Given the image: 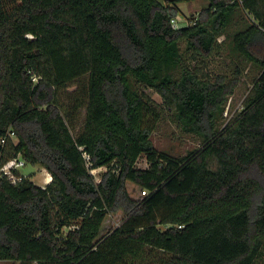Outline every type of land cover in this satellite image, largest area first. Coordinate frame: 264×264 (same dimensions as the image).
I'll list each match as a JSON object with an SVG mask.
<instances>
[{
    "label": "trees",
    "instance_id": "trees-1",
    "mask_svg": "<svg viewBox=\"0 0 264 264\" xmlns=\"http://www.w3.org/2000/svg\"><path fill=\"white\" fill-rule=\"evenodd\" d=\"M190 1L0 0V139L15 134L0 168L21 160L52 178L45 188L20 169L0 179V261L264 264V0H208L174 28ZM227 44L232 73L213 77L209 59ZM244 62L259 75L222 127ZM85 76L75 137L59 96ZM164 112L202 147L159 152L152 135ZM128 182L145 198L132 199ZM120 210L123 224L100 237Z\"/></svg>",
    "mask_w": 264,
    "mask_h": 264
},
{
    "label": "rangeland",
    "instance_id": "rangeland-1",
    "mask_svg": "<svg viewBox=\"0 0 264 264\" xmlns=\"http://www.w3.org/2000/svg\"><path fill=\"white\" fill-rule=\"evenodd\" d=\"M209 5L208 0H192L190 2H183L178 4L180 9V15L177 17L179 27L186 26L189 23H193L199 18L201 12H203ZM238 19L246 20V16H239ZM239 23L235 22L230 28L232 34L236 33L239 27ZM224 37H220V41H223ZM228 44L219 54H214L209 59L207 70L215 77L220 73L231 74L234 61L229 56L230 52ZM243 75L241 77V83L238 86L233 97L230 98L228 107L224 114V121L222 127L228 125L238 113L243 110V102L250 93L254 86L255 79L259 75V70L249 63H243ZM87 84L88 77L85 76L72 82L67 89H64L60 94V102L64 108L73 109V120L69 122L70 130L73 136L77 137L81 134L85 122V104L87 99ZM145 93L153 98L159 105L162 106V98L154 92L152 89L142 87ZM152 141L154 146L159 152L166 153L167 155L178 158L185 156L188 152L202 147L201 139L196 135L187 134L182 132L177 126V122L166 112L163 113V118L158 123L156 130L152 135ZM140 167H147V161L145 157L141 158L139 162ZM22 175L31 178L37 186L45 188L52 180L51 175L47 170L26 164L20 168ZM104 170L92 171L97 182L100 181L101 175ZM126 188L129 196L134 200H142L147 195L146 192L138 185L128 182ZM126 218L123 210L115 213H110L102 226L100 237H105L113 230L119 228ZM0 264H18L11 261H0Z\"/></svg>",
    "mask_w": 264,
    "mask_h": 264
},
{
    "label": "built area",
    "instance_id": "built-area-1",
    "mask_svg": "<svg viewBox=\"0 0 264 264\" xmlns=\"http://www.w3.org/2000/svg\"><path fill=\"white\" fill-rule=\"evenodd\" d=\"M172 24L174 28L179 27L177 18L172 20ZM8 136L11 138H15V134L13 132H9L7 137L0 139V160L3 157V149L6 145ZM24 166H25V163L21 160H14L13 162H10L8 165L0 168V179L4 177L9 178V179L14 178L15 177L14 170L20 169L21 167H24Z\"/></svg>",
    "mask_w": 264,
    "mask_h": 264
}]
</instances>
